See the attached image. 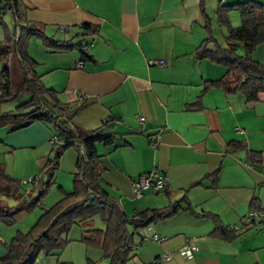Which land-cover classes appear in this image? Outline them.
Instances as JSON below:
<instances>
[{
    "label": "crops",
    "instance_id": "1",
    "mask_svg": "<svg viewBox=\"0 0 264 264\" xmlns=\"http://www.w3.org/2000/svg\"><path fill=\"white\" fill-rule=\"evenodd\" d=\"M20 1L21 17L42 24L45 35L87 43L88 58H81L76 48L54 50L41 40L42 45L34 40L40 55L29 46L27 51L36 61L35 72L61 100L83 99L73 118L82 128L98 127L106 118L112 121L113 143L96 145L108 194L127 214L180 200L181 208L141 229L145 235L156 233L158 240L133 235L128 264H264V224L246 218L249 210L264 207V91L246 101L241 92L204 88L205 80L220 77L226 67L194 56L206 35L199 0ZM203 1L212 34L224 43L226 30L216 24L214 11L219 1L239 0ZM229 20L233 26L240 23L237 10L229 12ZM0 23L8 27L3 17ZM81 23L97 30L80 34ZM252 57L264 63V41L255 46ZM156 59L163 64L149 62ZM52 134L40 121L13 131L3 128L0 163L7 173L20 181L36 179L50 153ZM231 140L243 145L230 150ZM9 155L15 163L11 167ZM78 157L71 146L61 153L53 178L66 173L64 182L57 183L61 190L70 191ZM152 169L167 176L165 187L135 197L131 180ZM59 191L50 185L39 206L16 213L11 225L0 220V255L16 230L32 224L49 205L47 197L56 200ZM184 196L192 208L185 207ZM203 211L217 214L223 225H239L236 236H212L214 222L199 214ZM67 237L58 253L40 254L33 264H97L103 259L100 249L82 242L80 226L72 225ZM191 244L192 256L179 253Z\"/></svg>",
    "mask_w": 264,
    "mask_h": 264
},
{
    "label": "trees",
    "instance_id": "2",
    "mask_svg": "<svg viewBox=\"0 0 264 264\" xmlns=\"http://www.w3.org/2000/svg\"><path fill=\"white\" fill-rule=\"evenodd\" d=\"M199 4L206 35L196 45L194 56L226 67L220 77L205 80L204 88L218 87L225 93L241 92L246 101L256 100L258 93L264 91V63L254 59L252 51L264 41L263 3L259 0L219 1L214 17L216 24L226 30L224 43L212 34L211 18L204 9V1L199 0ZM20 7V0H0V19L5 11H12L17 25L11 31L5 25L0 38V57L4 59L0 68V102L19 99L23 95L27 97L16 105L14 112L0 110V126L13 131L40 121L53 129L51 136H56V139L49 142L51 147L46 163L38 171L36 179H32L35 180L33 194L31 189L26 192L20 180L8 174L4 164L0 163V220L11 225L16 213L28 212L39 206L53 182L59 157L67 147L75 148L79 157L73 172L72 189L62 191L59 198L43 207L25 230H16L9 242L4 244L5 252L0 255V264H33L40 254L58 253L68 242L67 234L72 225L80 226L82 242L102 251L106 264H126L135 246L133 235L137 233L140 240L144 239L141 229L181 208L180 200L127 214L108 194L101 183L102 167L96 145L98 142L104 145L113 143L112 121L106 118L98 127L82 128L73 118L83 107V99L61 100L57 91L47 87L35 72L36 61L27 51L29 38L35 36L48 48H76L81 58H88L87 43H66L45 35L42 24L21 17ZM231 10L239 13L238 25L230 23ZM81 27L83 31L80 34H93L97 30V26L90 23H81ZM242 145L239 140H231L228 149ZM79 146H82V152ZM211 174L215 176L216 171ZM58 188L61 189L60 185ZM9 199L14 202L10 204ZM182 200L185 207L192 208L186 196ZM199 214L214 222L212 236L231 240L240 228L239 225H223L213 212ZM96 215L103 226L93 225ZM129 226L132 228L129 229Z\"/></svg>",
    "mask_w": 264,
    "mask_h": 264
},
{
    "label": "built area",
    "instance_id": "3",
    "mask_svg": "<svg viewBox=\"0 0 264 264\" xmlns=\"http://www.w3.org/2000/svg\"><path fill=\"white\" fill-rule=\"evenodd\" d=\"M151 63H157V64H163L162 60L156 59V60H149ZM81 62H76V66H81ZM78 94V93H76ZM141 120L142 117H139ZM56 139V136H51L49 138V142H52ZM150 139L154 141L153 144H156V139L154 136H150ZM80 147V151L82 152V146ZM167 182V176L157 170V169H152L146 172H142L138 174L135 178L131 180V188H132V193L135 197H140L144 191L146 190H151V191H158L161 190L165 187ZM246 218L252 219V220H258L264 224V207L260 209H252L249 210L246 213ZM237 227V225L235 226ZM142 235L144 236V239L149 238L152 240H158V235L156 233H152L150 235H145L143 232H141ZM195 250L194 245H186L181 247L179 253L185 257H190L192 256L193 251ZM170 255L166 254L164 255V258L167 259L169 258ZM64 264H70V263H64Z\"/></svg>",
    "mask_w": 264,
    "mask_h": 264
},
{
    "label": "rangeland",
    "instance_id": "4",
    "mask_svg": "<svg viewBox=\"0 0 264 264\" xmlns=\"http://www.w3.org/2000/svg\"><path fill=\"white\" fill-rule=\"evenodd\" d=\"M12 16H13L12 13L10 14L8 11H5L3 13V15H2L3 20L8 25V28H9L10 31L14 30V27H13L14 26V21H13ZM1 24L2 23H0V38H2L3 34H4V28H3V25H1ZM34 40L37 42V45H42V43H41L39 38H37L35 36H31L29 38V42H28V46H29L28 49H32L34 53L40 55V52L37 50V47L35 46L36 43L34 42ZM239 51H241V49H239ZM3 60L4 59L0 57V68H1ZM26 97H27V95H23L19 99L9 100V101H2V102H0V110L1 111H3V110H11V112H14V111H16V105L19 102H21L22 100H24ZM5 127L6 126H0V131H2L3 128H4V130L8 129L7 127L6 128ZM6 159H7V167H11L12 166L11 163L13 164V160H14L13 156L9 155V156L6 157ZM16 160L14 162H16ZM13 165H15V163ZM59 173H61V172H57V174H55V179L53 180V182L51 184V186H53V190L58 188V184L57 183H58L59 180L64 182L63 176L66 175V173L62 172L63 176L61 174H59ZM20 182H21V185L24 188V190H26V192H28L31 189L32 190V194H33V192L35 193V189L32 188L33 181H30L28 177L22 179V181H20ZM71 183H72V179H71ZM70 186L71 187H69L68 190H71L72 185H70ZM59 190H60L59 193L61 195L62 191H64V190H61V189H59ZM48 193H50L49 190L45 193V195L48 194ZM51 193H53V192H51ZM45 195L43 196L41 201H44ZM8 201H9L10 204L14 202L11 199H9ZM47 201L49 203H46V201H45V204H49L50 205L51 203H53L55 201V199L52 200V199H50V197H47ZM92 221H93V225L94 226H98V227L103 226V222L101 221V219H100V217L98 215L94 216ZM97 264H106L105 258L103 257V259ZM126 264H128V262Z\"/></svg>",
    "mask_w": 264,
    "mask_h": 264
}]
</instances>
